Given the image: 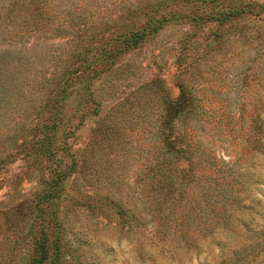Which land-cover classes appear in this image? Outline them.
<instances>
[{
  "label": "rangeland",
  "instance_id": "rangeland-1",
  "mask_svg": "<svg viewBox=\"0 0 264 264\" xmlns=\"http://www.w3.org/2000/svg\"><path fill=\"white\" fill-rule=\"evenodd\" d=\"M255 2L0 0V264L30 263L38 217L60 233L50 264H222L264 236V11L219 20ZM148 18L160 28L97 65L92 97L60 93L78 51Z\"/></svg>",
  "mask_w": 264,
  "mask_h": 264
},
{
  "label": "trees",
  "instance_id": "trees-1",
  "mask_svg": "<svg viewBox=\"0 0 264 264\" xmlns=\"http://www.w3.org/2000/svg\"><path fill=\"white\" fill-rule=\"evenodd\" d=\"M231 7L232 8H230V11L222 15V17L219 19L220 21L246 11L250 12V9L251 11H255L256 14H260V12L264 11V3L256 2L244 3L240 6H237L236 4V6ZM254 7H256V9ZM150 23L151 18H148L147 21L140 24V26L136 29L131 28L128 30H124L120 33H117L116 35L110 36L109 38L99 40L97 42L99 44H96L95 47H93V49L95 50V55H93L91 59L87 55L88 49L78 51L77 54L81 63L73 70H66L65 86L62 87L60 93L65 92L67 85L70 82L72 86L75 84L79 85L80 90L92 97L93 91L90 89L92 82L90 83V81L91 79H93V77L95 78L99 76L103 70L97 69V65L104 64L110 59H117L121 54L127 52L129 48L140 44V41L146 35H148L149 33H155L160 28L158 24L156 25L154 23L152 26H150ZM98 50L99 52L97 53ZM192 105V99L187 95L186 90L183 88L181 89L177 98L174 101H170L165 108V124L167 128L165 135L169 139L168 147L169 150L171 149V151L173 150L176 152L177 150H180L182 152H185L184 147H181V145H176L177 141L175 137L172 138V135L175 132L174 120L179 117H190L189 114L191 112ZM39 149L41 150V152L39 153H47L48 158H51V156L55 155L54 151H52L51 141H47V143L45 144L41 139L39 141L38 147L35 150V153H38ZM43 149L45 151H43ZM67 168L62 169L59 165H54L53 163L49 166L43 167L44 170H51L54 174V178H52L51 184L60 183L63 180V177H65L66 175ZM54 190H56V188ZM54 193L56 192L54 191ZM53 197L54 194L47 195L45 196L44 200L48 201ZM228 217L229 214H225V216H223V218H226V221L228 220ZM38 219L41 220L40 223L44 222V224L42 225L38 237L35 238L32 242L31 251L33 258L32 260H30L29 264H50L53 261L56 262L58 260L60 251V233L59 231H54V227L52 229L49 228L50 218L38 217ZM223 222L222 224H224ZM260 247H264V236L261 237V239L257 241L255 245L251 243L247 246L243 245L242 247L241 245L239 248L233 249L230 255L227 258L225 257L226 260H224L222 264H243L249 262L250 260H253L252 258L254 255L257 256L259 254L258 251L260 250ZM231 260H233V262H231ZM261 260H263V258Z\"/></svg>",
  "mask_w": 264,
  "mask_h": 264
}]
</instances>
